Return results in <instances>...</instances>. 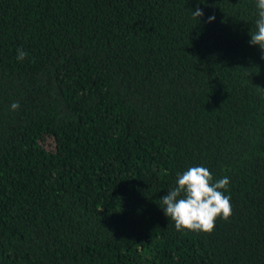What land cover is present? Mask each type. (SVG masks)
<instances>
[{
  "label": "trees",
  "instance_id": "16d2710c",
  "mask_svg": "<svg viewBox=\"0 0 264 264\" xmlns=\"http://www.w3.org/2000/svg\"><path fill=\"white\" fill-rule=\"evenodd\" d=\"M256 12L0 0V264H264ZM193 166L230 181L211 233L177 231L160 206Z\"/></svg>",
  "mask_w": 264,
  "mask_h": 264
},
{
  "label": "clouds",
  "instance_id": "9594fccd",
  "mask_svg": "<svg viewBox=\"0 0 264 264\" xmlns=\"http://www.w3.org/2000/svg\"><path fill=\"white\" fill-rule=\"evenodd\" d=\"M256 9L255 30L249 33V44L259 46L264 52V0H256ZM192 15L199 20L203 11L197 8ZM214 20L215 16L208 18V22ZM16 53L18 62L28 56L23 48H17ZM19 107V102L10 106L12 111ZM229 182L226 176L213 181L212 174L203 166L190 167L177 174L175 187L160 199V206L166 217L174 222L177 231L211 233L217 218L228 220L232 215L231 198L224 194Z\"/></svg>",
  "mask_w": 264,
  "mask_h": 264
}]
</instances>
